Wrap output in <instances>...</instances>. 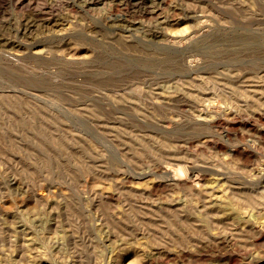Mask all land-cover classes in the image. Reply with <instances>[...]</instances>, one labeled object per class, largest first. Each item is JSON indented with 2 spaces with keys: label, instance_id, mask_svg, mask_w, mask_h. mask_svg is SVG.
<instances>
[{
  "label": "rangeland",
  "instance_id": "1",
  "mask_svg": "<svg viewBox=\"0 0 264 264\" xmlns=\"http://www.w3.org/2000/svg\"><path fill=\"white\" fill-rule=\"evenodd\" d=\"M0 264H264V0H0Z\"/></svg>",
  "mask_w": 264,
  "mask_h": 264
},
{
  "label": "bare ground",
  "instance_id": "2",
  "mask_svg": "<svg viewBox=\"0 0 264 264\" xmlns=\"http://www.w3.org/2000/svg\"><path fill=\"white\" fill-rule=\"evenodd\" d=\"M147 10V9H146ZM147 12V11H146ZM155 13V12H154ZM45 19V18H44ZM30 24V22L28 21V23H26L25 24V26L23 27L24 29L25 28H28V25ZM30 26V25H29ZM36 26V25H35ZM134 29V28H133ZM129 30V29H128ZM157 31V30H156ZM22 34V33H21ZM182 34H184V33H182ZM154 36H155V34H154ZM181 36V35H180ZM19 37V36H18ZM187 37H189V36H187ZM181 39V38H180ZM36 41V40H35ZM10 47V46H9ZM13 48V47H12Z\"/></svg>",
  "mask_w": 264,
  "mask_h": 264
}]
</instances>
